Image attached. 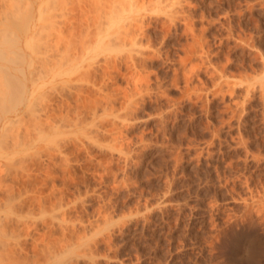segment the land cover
I'll list each match as a JSON object with an SVG mask.
<instances>
[{
	"label": "rangeland",
	"instance_id": "1",
	"mask_svg": "<svg viewBox=\"0 0 264 264\" xmlns=\"http://www.w3.org/2000/svg\"><path fill=\"white\" fill-rule=\"evenodd\" d=\"M21 1L0 0V43L14 36L3 54L14 63L0 59V193H14L2 220L81 228L71 249L100 241V264H264V0L164 1L134 47L152 54L134 66L129 50L81 35L92 11L52 36ZM82 4L69 0L66 16ZM66 91L82 94L60 108Z\"/></svg>",
	"mask_w": 264,
	"mask_h": 264
},
{
	"label": "bare ground",
	"instance_id": "2",
	"mask_svg": "<svg viewBox=\"0 0 264 264\" xmlns=\"http://www.w3.org/2000/svg\"><path fill=\"white\" fill-rule=\"evenodd\" d=\"M19 1H21V0H19ZM164 1H166V0H83L84 5L83 4L82 5H83L84 8L80 6L82 8V10H79L78 11L77 8H75L76 10H71V11H74V12H77V11L80 12V14L78 13L79 14L78 16H76V14H72L71 12H70V14L68 16H66L67 15L66 14L67 13L66 11L69 10L68 9L69 7L67 6L68 3H69V0H34L33 1V5H32L33 11L31 12V19H32V21L34 23V26H36L37 25V22H36L35 19L33 20V18H35V17H40L41 18L42 17V19H44V25H43L44 28H43V26H42V28L44 30H45V28H47L48 30L46 29V31H49L50 35H52V34H54V35H56V34H61V35L64 34V36H65L66 35L65 33L68 31V33L71 36V35H73L72 33L74 31L73 30L74 26H73V28H70V27H72L71 23L74 25L73 22H75V20H76L75 17H78L79 21L81 20V22H82V20H85L87 22L88 21V17H89V16H87V14L90 15V13L93 12L94 13L93 14L94 15L93 16L94 17L93 19L94 20H92L91 18H89V19H91L89 21H90V23H92L93 26H91V27H93L94 30L91 31L92 29H88L90 27L87 24V26H84L86 28L85 30H83L84 32L80 31V32H82L81 35L83 36V33L86 34V35H88V34H90L92 32V34H94L96 36L97 40L100 42V49L103 52L106 51V53L124 52V51L129 50L130 51L129 52V55L126 57V59H127L126 60V66H127V64H131V65L134 66V65H136L137 57H139L140 61H143L144 58L145 59L147 57L150 58V55L149 54H152V53H149L148 55H144V53L140 52L139 50H137L134 47H135V45H140L143 42L142 40H144L143 38L146 39V35H148V34H146V30H145L146 26L149 24V22L146 21V19L148 17V14L150 12H153L154 10L156 11V9H158V8L160 10V8H162V6H163V3H164V5H166V3ZM183 1L184 0H179L178 1V4L179 5H183V3H182ZM169 2L172 3L171 0ZM173 2H174V0H173ZM184 2H186V1H184ZM18 3L20 4V2H18ZM12 5H15V4H12ZM15 6H13L14 9H16ZM170 6H172V5H170ZM20 7L21 6L19 5V8ZM25 8H27V7H25ZM21 9H22V7H21ZM72 9H74V7H72ZM9 10H11V8ZM182 11H184V10L182 9ZM13 12H14L13 14H17L18 13V11H14V10H13ZM176 12H178V11H176ZM7 14L8 15L5 14L6 17L7 18L10 17V14L9 13H7ZM171 14L173 15L175 13L172 12ZM181 14H182V12H181ZM184 14H186V13H184ZM18 15H21V14L18 13ZM18 15H17V17H18ZM74 15H75V17H74ZM22 16H20V17L22 18ZM24 16H26V14H24ZM170 16L168 17L169 19H167L168 20V22H167V25L168 26H166V24L164 25V27L165 26L167 27V28H165L166 31H169L170 30V28H168L170 25H172V24L175 25L174 24V20H175L174 17H172V16L170 17ZM177 16L178 15L176 14L175 18ZM181 16H179L178 19H180ZM58 17H61V18L65 17L68 20V21L65 20V22L66 21L69 22L68 24H70V26H67V25L65 26L64 23H63V25H64L63 26L62 23L60 22L63 19L59 21V23L61 24V26H59L60 24H58V22H57V18ZM37 19H39V18H37ZM11 20H13V19L11 18ZM145 21L147 22V24L145 23ZM86 22H84L85 25H86ZM10 23H15V20H13V22L11 21ZM65 24H67V23H65ZM77 24H79L81 26L80 22L77 23ZM15 25H13V26L15 27ZM89 25H91V24H89ZM39 26L41 27V25H38V28H39ZM4 27L7 28L6 25ZM63 27H69L70 29L66 28L67 29L66 30ZM164 27H163V29H164ZM2 28H1V30H2ZM39 29L37 31L38 34H40V32L42 31V29H41L40 32H39ZM189 29H191V28L189 27ZM43 33H45V31H43ZM43 33H41V35L42 36H45V35H43ZM49 33L47 34V32H46L45 34H47V36H48ZM78 33H79V31H78ZM10 36L11 37H14V36H12V33L10 34ZM47 36H46V38H47ZM52 36H51V38H52ZM78 36H80V35H78ZM90 36L93 37V35H90ZM11 37L10 38L8 37L6 41H9V39L10 40H13V38H11ZM51 38H49V36H48V39L47 40H49V39L51 40ZM53 39H55V38L53 37ZM6 41H2V43H0V59L3 60V63H2L3 65H10V64H13L14 63V60H12L11 58H7V57L4 56L5 55L4 54V51H7L6 50L7 47L9 45H11L9 43L4 44V43H6ZM53 41H51V42L49 41V42L51 44H53L52 43ZM45 43H46V41H45ZM84 43L85 42H83V44ZM56 45H57V43H56ZM69 46H71V44ZM72 46H74V45H72ZM8 48H11V47H8ZM55 48L58 49L60 47L57 46ZM67 50H68V48H67ZM73 50H76V49H73ZM71 51L72 50H70V52ZM80 53L81 52H79L78 54L80 55ZM8 54L6 53V56ZM78 54L77 55H74V56H78ZM156 54H157V52H156ZM15 55H16V53H15ZM21 57H23V56H21ZM151 57H152V55H151ZM18 58L19 57H17V59ZM77 58H76V60H77ZM76 60L74 59V61H76ZM106 60H109V59L106 58ZM106 62H105L106 64L109 63V65H111L110 67L113 66V64H110L109 61H106ZM112 63H113V61H112ZM114 63H115V61H114ZM49 64L51 66V62ZM54 64H52V65H54ZM106 64H105L104 67H106ZM101 65L103 66V64H101ZM54 66H56V64ZM59 68H61V67H59ZM106 68H104V69H106ZM114 68L116 69V66H114ZM46 69L48 70L47 67H46ZM44 70H45V68H43V70H42L44 73H48L49 72L47 70H45V71ZM43 72H41V73H43ZM71 72L72 71L70 70V68H68L67 71H66V74H69ZM131 75H132V73H131ZM47 77H48V74H44V79L47 78ZM134 77H135V75H134ZM137 79L135 78L134 81H136ZM19 81L20 80H16L15 81V83H14V88L15 89H20L21 88L19 86L20 85L22 86V84H20ZM102 82H104V81H102ZM30 83H31V81H30ZM99 85H101V84L99 83ZM8 86H10V85H8ZM9 88H11V86ZM14 88H12V89L15 90ZM22 88H23V86H22ZM9 90H11V89H9ZM64 90H66V89H64ZM11 93L14 94V92H11ZM1 94H3V93H0V97L2 96ZM15 94L12 95V97L13 96H16ZM19 94L21 95V93H19ZM61 94L62 95L60 96V99L57 97L59 99V101L56 98V100L60 103L59 105L57 104L60 108H61V106L64 107L65 105L69 106L70 103H71V102L69 103L70 99L71 98H75L77 100L79 98V95L78 94H82V92L79 91L78 94L76 95V97H73L74 96V93L71 92V91H66V93H63L62 92ZM12 97H11V99H12ZM96 97H98V96L96 95ZM16 98H13L14 101H15ZM47 99H48V97H47ZM3 100L4 99H2V101ZM9 100L10 99H7V103H8ZM12 100H10L9 103H11ZM2 101H0V102H2ZM12 103H13V101H12ZM42 103H43V101H42ZM50 104H52V103H50ZM50 104H48V102L47 103H44L42 105V107L39 109V110L42 111V115L40 117V121L41 122L46 121L47 119H49L48 118L49 115H52V113H53L52 112L53 111L52 109L53 108L51 109L52 111L50 112V108L52 107V106L50 107ZM107 104L108 103H106V105ZM56 106L54 107V111H56V109H58V107L56 108ZM60 111H61V109H60ZM37 122H39V121H37ZM35 124H37V123H35ZM1 167H0V169H1ZM4 170H5V168H4ZM3 174H5V173H3ZM2 176L0 177V185H3L4 184V181L2 179ZM4 180H6V179H4ZM10 181H11V179H10ZM2 182H3V184H1ZM12 186H13V184H11L9 186V189L8 190L4 186L5 189L7 190L6 191L7 192V195L4 196V193L5 192L4 193H0V212L4 210L3 209L4 208V205H7V201L11 198V197H9V195L11 193H13L12 192L13 191L12 190ZM14 186H16V184ZM2 188H3V186H2ZM9 190L10 191L12 190V191L8 195ZM15 192H16V190H15ZM11 199H13V196H12ZM39 199H41V198H39ZM33 201H35V200L33 199ZM39 201H37V202H39ZM35 202H33V203H35ZM41 202L42 201H40V203ZM262 202H264V200H262ZM262 202L260 201V204H259V208L261 209V207H262L261 210H263V207H264L263 205L261 206V203ZM9 203L10 202H8V204ZM40 203H39V205H40ZM43 203H42V205H43ZM257 203H258V201H257ZM262 204H264V203H262ZM12 206L14 207V204ZM15 207H16V205H15ZM45 208H46V206H45ZM8 209H9L8 212H11V213H15L16 212L15 211L16 209L15 210H13L12 208H8ZM48 210H46V211H48ZM18 211L19 210L17 208V212ZM4 212H7V211H4ZM29 213H31V211ZM29 213L26 212L27 215ZM43 213L45 215V212H43ZM30 215H28V216H30ZM2 216H3V214H0V220L3 221V222H0V223H3V224H0V264H100V262H101V261H99V259L96 256H94L95 252L97 251L96 250L97 245L100 244V243L98 244V242H100L98 240H97L98 242L94 240L95 242L93 241V243H86L85 246H83L82 248H79V249H76V250L71 249L72 246H73V244H72V241L70 243L69 240L70 239H73V238L75 239V237H76V239H80V237L77 238V236H79V234H80V232H79L80 230L79 229H81V228L78 229V228H75V226H73V227L70 226L69 227L63 221H57L56 223H53V221H52L50 223L48 222L47 226L45 224V230H43V229L42 230H39L37 228V223H35L34 220H24L23 219V221H21L20 219H17V218H15L13 220L11 218L10 221L8 219V223H5L6 221L4 222V220H6L7 218L4 219V220H2ZM44 222H45V220H44ZM104 243H105V241H104ZM107 244H109V243H107ZM110 259H112V258H110ZM103 263H105V262H103Z\"/></svg>",
	"mask_w": 264,
	"mask_h": 264
}]
</instances>
